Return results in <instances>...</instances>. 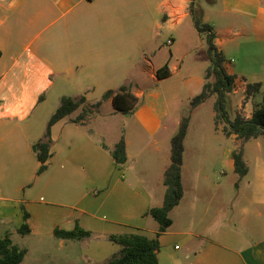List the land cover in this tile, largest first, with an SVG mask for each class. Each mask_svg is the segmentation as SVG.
<instances>
[{
  "label": "crops",
  "instance_id": "1",
  "mask_svg": "<svg viewBox=\"0 0 264 264\" xmlns=\"http://www.w3.org/2000/svg\"><path fill=\"white\" fill-rule=\"evenodd\" d=\"M188 7L189 0H0V238L9 235L19 247L14 237H34L35 248L19 247L26 251L20 264H105L120 250L110 234L156 236L158 224L146 212L162 205L170 140L182 116L161 86L185 58L175 50L164 57L160 38L171 46L205 39ZM200 8L224 59L226 52L236 58L223 63L235 84L245 91L261 82L262 89L264 0H208ZM164 65L170 76L158 79ZM205 74L191 81L193 90L201 91ZM122 85L139 99L134 113H114L106 100L76 123L79 107L51 126L50 157L38 173L34 146L60 99L83 97L92 105ZM121 135L127 159L117 166L110 151ZM231 153L225 150L223 160L235 173ZM194 157L184 143L183 197L158 237L159 264H264V180L230 217V187L212 183L206 161ZM21 206L29 214L27 235L17 233ZM76 224L92 235H53Z\"/></svg>",
  "mask_w": 264,
  "mask_h": 264
},
{
  "label": "trees",
  "instance_id": "2",
  "mask_svg": "<svg viewBox=\"0 0 264 264\" xmlns=\"http://www.w3.org/2000/svg\"><path fill=\"white\" fill-rule=\"evenodd\" d=\"M189 14L193 20L196 31L203 35L207 45V57L210 62L206 69L205 79L210 76L213 81L205 82L198 95L193 97L190 102L191 108H196L209 97L215 96L214 101V123L219 125L223 122L222 133L226 137L235 136L243 141L255 139L264 136V93H261V82L247 83L245 87V99H249L258 94L261 95V101L258 102L249 118H243L237 114L232 120L227 112V95L232 92L235 86V76L228 74L223 66L225 61L222 53L217 49L214 39L215 34L211 25L203 23L200 20L201 11L197 10L195 0H189ZM199 13V14H198ZM170 76V70L167 65L162 66L156 71L158 79H164ZM111 100L114 113L121 115H131L136 110L139 99L131 92L127 86H120L117 90H107L101 99L92 105H85V98L73 99L63 96L60 99V105L51 115L47 122L44 139L35 144L36 158L40 163L38 173L46 168V161L50 157V128L57 121L69 117L79 107L81 113L72 120L80 122L94 109L100 107L103 101ZM190 116L181 119L176 133L170 140V164L163 174V184L165 192L162 205L152 207L146 215L152 217L158 224L156 236L148 238L138 233L110 234L108 240L120 247L117 254L113 255L105 264H159L157 252L159 249L158 237L165 233L172 224L169 216L171 210L176 207L183 197V185L181 178L184 140L187 134ZM113 162L117 166H122L126 162V143L123 135L110 151ZM243 149L233 151L231 158L233 160L234 172L244 177L248 172V167L243 158ZM23 222L18 228L17 233L27 235L30 232L28 225L29 214L21 206ZM53 235L62 239H83L88 238L92 233L82 229L79 225L71 230L54 229ZM26 251L14 245L9 237L5 235L0 238V264H20Z\"/></svg>",
  "mask_w": 264,
  "mask_h": 264
},
{
  "label": "rangeland",
  "instance_id": "3",
  "mask_svg": "<svg viewBox=\"0 0 264 264\" xmlns=\"http://www.w3.org/2000/svg\"><path fill=\"white\" fill-rule=\"evenodd\" d=\"M195 3L197 10L201 11V5H206L208 0H195ZM200 20L203 22L202 11ZM160 40L164 57H169L172 50L178 51V55L185 56L181 70L174 71L173 77L161 86V91L167 92L166 97L170 95L174 99L172 106H177L181 109V119L185 116H190L184 141L186 154L192 159H195L194 155H197L196 159H204L206 161L207 172L212 183H225L230 187L231 193H228L226 208L227 216L233 217L234 213L231 207L244 206L251 195L253 187L256 184H261L264 180V136L249 139L248 141H243L235 136H224L222 133L223 122L221 121L217 126L213 123L214 117L212 114H215V96H211L198 107L191 108L189 101L200 93V89L193 90L190 87L191 81L203 74L204 70L206 72V65L210 64L207 57L205 39L202 42L196 38L193 41L191 39L188 41L181 39L177 41V46H171V39H168L166 42L163 35ZM231 58L234 61L236 60V58L226 52L225 60ZM171 65H177V61L172 60ZM204 80L205 82H211L213 81V77L210 76ZM261 93H264V86L261 89ZM244 95L245 93L240 82L235 84L232 92L227 95V112L231 120L237 114L246 118L247 115L251 114L254 106L261 101L260 94L249 99H245ZM240 148L243 149V158L246 159L249 165V173L244 177L233 173L230 165L223 160L225 150L233 152ZM259 179H261V182ZM4 227L2 226L1 230ZM12 227L13 225L10 226V228ZM227 228L229 229V227ZM33 239V236L14 237V243L18 244L20 248H25V246L27 248H35L36 245ZM175 245L180 249L183 248L180 242H176Z\"/></svg>",
  "mask_w": 264,
  "mask_h": 264
}]
</instances>
